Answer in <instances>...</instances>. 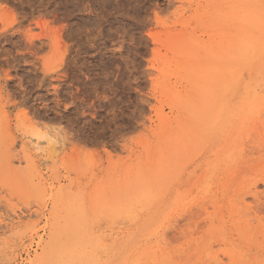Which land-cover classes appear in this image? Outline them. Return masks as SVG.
<instances>
[{"label": "rangeland", "instance_id": "1", "mask_svg": "<svg viewBox=\"0 0 264 264\" xmlns=\"http://www.w3.org/2000/svg\"><path fill=\"white\" fill-rule=\"evenodd\" d=\"M194 1L0 0V264H66L72 204L94 264H264V104L206 134L160 97Z\"/></svg>", "mask_w": 264, "mask_h": 264}, {"label": "bare ground", "instance_id": "2", "mask_svg": "<svg viewBox=\"0 0 264 264\" xmlns=\"http://www.w3.org/2000/svg\"><path fill=\"white\" fill-rule=\"evenodd\" d=\"M196 1L198 9L205 7L201 15L203 17L197 15L193 19L183 21V29L179 28L173 41L168 43V48L174 54L170 60L172 64L168 63L167 66L171 72L166 80L173 75L175 79L180 80L179 82H186L189 86L184 87L190 89L186 94V91L182 92L179 89L177 91L180 93L175 92L176 86L168 82V85L164 84L159 96L170 101L168 104L172 110L177 109L176 111L187 113L192 118V127L201 129L206 134H214L222 121L234 118L245 119L247 114H251L260 104L261 106L264 104V0ZM197 30H202L201 34H196ZM203 35H208L209 40L204 41L205 39L201 37ZM56 41H58L57 38ZM162 70L167 71L164 67ZM255 76L258 78L256 79ZM178 85L180 84L177 83ZM229 91L235 96L241 95L240 100L233 101L234 95H232L233 99L227 98ZM163 116L160 110L159 117ZM174 133L160 135V137L164 138L167 148L170 147L177 153L176 147L189 141L187 136L189 133L187 131ZM51 138H48L50 141H46L51 143ZM161 151L162 149L159 148L158 152L162 155ZM160 162L162 161L159 160ZM160 179L156 183H160ZM149 189L145 188V193L155 194L154 187ZM160 194L162 195V192ZM134 196H138L135 190L131 198L133 199ZM122 199L123 197H119V200ZM105 202L107 203V200ZM65 209H67V219L64 227L59 231L63 235V238L59 239L61 246L57 250L59 257L66 260V264H90L91 262L94 264L95 243H92L93 239L87 230L90 219L87 217L86 208L74 207L72 204ZM105 209L110 213L118 211L129 213L132 212L133 207H92L94 212ZM129 217L132 216L129 214ZM70 232L71 235H69ZM97 243L99 244L100 241H96ZM90 247H92L91 250H89Z\"/></svg>", "mask_w": 264, "mask_h": 264}]
</instances>
